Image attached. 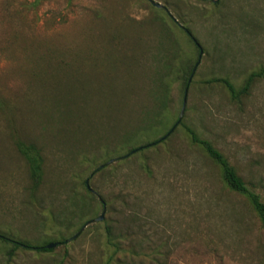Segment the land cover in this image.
Returning <instances> with one entry per match:
<instances>
[{
  "label": "rangeland",
  "instance_id": "374dc122",
  "mask_svg": "<svg viewBox=\"0 0 264 264\" xmlns=\"http://www.w3.org/2000/svg\"><path fill=\"white\" fill-rule=\"evenodd\" d=\"M155 1L172 15L150 0H0V232L69 239L11 261L0 243V264H264L258 216L187 131L264 200V77L240 100L211 82L240 88L264 67V0ZM187 88L173 133L130 154L172 130ZM20 142L41 150L37 186ZM88 178L107 211L74 237L104 209Z\"/></svg>",
  "mask_w": 264,
  "mask_h": 264
},
{
  "label": "trees",
  "instance_id": "16d2710c",
  "mask_svg": "<svg viewBox=\"0 0 264 264\" xmlns=\"http://www.w3.org/2000/svg\"><path fill=\"white\" fill-rule=\"evenodd\" d=\"M188 36L190 40L194 42V38L189 33ZM193 69L194 68H191L188 72V77L186 78L187 86L190 84L189 79L192 76ZM262 77H264V67L258 71L252 72L247 77L244 85L240 88H237L236 85L228 78H215L211 80V82H221L228 89L229 93L231 94V97L234 100H240L243 95L249 93L254 82H256L259 78ZM187 131L188 134L190 135L192 142L202 147V149L213 160V162L219 166V168L221 169L224 184L228 188V190L232 193L242 195L247 199L253 211L258 216L262 227L264 228V200L261 194L257 192L255 187L239 173L237 167L230 161L229 157L225 153H223L219 148H217L211 140L201 137L191 127H187ZM170 135H168L166 138H168ZM163 140L165 139H163L162 137L159 140L155 141L154 143L157 144L159 142H162ZM19 144H20V150L26 156L27 160L30 163L34 185L37 186L42 182L44 175L43 157L41 155V150L35 144L26 145L23 142H20ZM151 145L154 144L149 143L145 146H142L141 149ZM134 149L135 148L130 150V154L133 153L132 151ZM56 242L58 243L67 242V239ZM0 243L10 246L6 251V256L8 258V261H11L16 256L17 251L20 249H34L38 252L54 251L53 248L47 247V244L49 243H45L43 245H33L32 243L27 241L14 239L12 236L2 232H0Z\"/></svg>",
  "mask_w": 264,
  "mask_h": 264
},
{
  "label": "water",
  "instance_id": "95a60500",
  "mask_svg": "<svg viewBox=\"0 0 264 264\" xmlns=\"http://www.w3.org/2000/svg\"><path fill=\"white\" fill-rule=\"evenodd\" d=\"M150 1L152 2V4H153L154 6L159 7V8H163V9H165L166 11H168L170 15H172L171 12L169 11V8H168L166 5H164V4H162V3L158 2V1H155V0H150ZM211 1H214V2H215V1H217V0H211ZM180 26L183 27L184 29H186V28H185L184 26H182L181 24H180ZM186 31H188V30L186 29ZM188 32H189V31H188ZM189 33H190V32H189ZM203 53H204V51H203V49L201 48L200 58H199L198 62L196 63V65H195V67H194V69H193V73H192V76H191L190 79H189V83H191V81H192V79H193V76H194L195 72L197 71V68H198L199 64L201 63V59H202ZM188 90H189V88H187V90H186V96H185V99H184V101H183L182 111H181V114H180V116H179V120H178L177 124L172 128V130H171L166 136L163 137V139H166V137H167L168 135H170V134L175 130V128L177 127V125L182 121V119H183V117H184V114H185V111H186V106H187V95H188ZM153 144H155V143H153ZM141 148H142V147H138V148L134 149V150H133V153L139 151ZM122 158H124V157H122ZM115 160H116V159H112V160H110L109 162L103 164V165L101 166V168H103V167H105V166L111 164V163L114 162ZM99 169H100V168H98L95 172H93V173H92V176H93V175H94ZM86 185H87V188H88L90 191H92L93 193H95L96 195L99 196V194H98V193L93 189V187L91 186L90 178H88V179L86 180ZM99 197H100V196H99ZM100 199H101V201H102L103 204H104L103 212H102L98 217L92 219L91 221H88V222L84 225V227L81 229V231L78 232L74 237L79 236V234L82 232V230H83L84 228H86L89 224H91V223H95V222H99V221H102V220L105 218V214H106V211H107V203H106V201H105L104 199H102L101 197H100ZM68 241H69V239H67V242H68ZM58 244H59L58 242H51V243L47 244V247H48V248H55Z\"/></svg>",
  "mask_w": 264,
  "mask_h": 264
}]
</instances>
